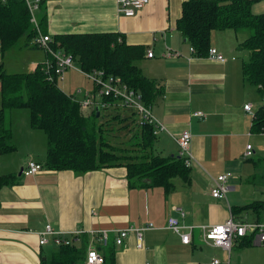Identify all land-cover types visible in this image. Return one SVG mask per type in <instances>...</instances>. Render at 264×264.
Returning <instances> with one entry per match:
<instances>
[{"label":"crops","instance_id":"1","mask_svg":"<svg viewBox=\"0 0 264 264\" xmlns=\"http://www.w3.org/2000/svg\"><path fill=\"white\" fill-rule=\"evenodd\" d=\"M183 1L149 0L134 16L128 17L119 11V0H43L37 17L39 20L45 14V31L51 36L116 32L127 44L144 46V55L136 64L145 76L155 81L158 94L150 107L166 127L156 134L153 151L160 154L165 142H174L176 154L162 156L177 157L178 146L173 136L187 130L194 160L188 167V180L173 177L169 192L160 186L129 187L124 166L83 174L42 167L26 176L21 170L29 160L15 161L14 154L23 153L22 157L38 163L43 161L32 159V151L27 155L20 151L35 149L38 137L28 117L20 115L23 129L17 133L11 131L10 136L14 148L0 153V174L13 176L12 183L0 187V264H39L46 247L58 244L50 235L47 244L39 245L46 224L60 237L83 244L86 253L90 247L103 257L113 252L114 264H209L212 257L226 260L227 251L205 243L200 226L222 223L230 214L240 220L264 222V209L232 212V208L253 201L264 202V166L261 165L264 159L254 148L257 141H264V133L251 131L253 116L243 108L251 103L254 114L258 92L244 83L242 62L230 54L242 40L232 29L212 30L210 46L226 60L219 62L208 55L197 56L176 28ZM253 3L252 11L264 14V0ZM217 32L224 35L218 36ZM214 36L217 41L212 44ZM220 37L226 41L221 43ZM24 46L0 51V64L6 72H14L6 69L7 53L19 58L22 65L17 64L18 71H31L47 58L39 48ZM166 47L178 51L180 56L165 57ZM148 51H152V57L147 56ZM73 70L84 75L78 69L67 71ZM20 109L23 108L12 109L10 121ZM197 110L203 111L204 117H194L192 112ZM159 135L163 142L157 140ZM247 144L251 145L252 155L246 159L243 152ZM226 171L232 173L226 183V196L214 198L210 193L212 178ZM176 207L186 211L181 223L192 226L188 244L166 228L168 217L178 216ZM148 222L153 223V228L143 232L141 247L131 232L122 245L115 243L119 230L142 227ZM102 231L107 235L105 243L99 240ZM229 259L231 264H264V241L254 243L252 239L251 244H246L243 238L235 239ZM107 263L105 259L103 264Z\"/></svg>","mask_w":264,"mask_h":264},{"label":"trees","instance_id":"2","mask_svg":"<svg viewBox=\"0 0 264 264\" xmlns=\"http://www.w3.org/2000/svg\"><path fill=\"white\" fill-rule=\"evenodd\" d=\"M254 1L256 0H185L181 5L176 28L187 39L197 56H207L212 30L248 29L249 35L238 45L247 51V59L241 65L242 80L245 84L254 86L263 98L264 14L252 11ZM39 23L46 33L45 14L40 16ZM34 33L30 14L23 0H0L2 53L13 48L21 38L26 40L25 46H22L37 48L31 44ZM51 37L52 47L71 54L75 65L82 72L102 70L107 76L119 78L129 88L138 91L146 105H150L158 94L155 81L145 76L136 64L144 55V46L127 44L116 32L58 34ZM42 64L43 62L38 63L31 71L13 73L6 72L0 64V153L14 148L8 141L11 130L6 127V114L12 109L24 108L28 110L30 126L45 135L46 154L40 163L44 168L72 170L76 174H83L110 166H124L129 187L160 186L167 192L173 188V177L188 180V167L179 155L166 157L153 151L156 135L153 134L151 125H137L140 135L131 145L139 153L128 156L130 159L124 162L118 160L115 153L109 151L110 145L103 136L104 130L99 119L110 114L113 119L122 122L128 120V117L122 115L123 112L134 113L117 106L116 108L123 109L101 114L102 109L94 107L85 114L80 103L58 86L57 77L48 76L41 68ZM96 89H93L91 95H98ZM83 98L85 95L81 99ZM108 99L113 100L110 96H100L101 101ZM252 116L251 131L264 133V102ZM12 177L0 174V187L12 183ZM262 209L264 202L253 201L232 208V212ZM252 238V234L243 237L246 244H251ZM69 240L68 243L61 241L57 245H51L42 252L39 264H85L87 253L84 245L75 244L72 238ZM105 257L104 262L107 259V264H114L113 252Z\"/></svg>","mask_w":264,"mask_h":264},{"label":"built area","instance_id":"3","mask_svg":"<svg viewBox=\"0 0 264 264\" xmlns=\"http://www.w3.org/2000/svg\"><path fill=\"white\" fill-rule=\"evenodd\" d=\"M28 12L30 14V22L34 28V36L31 39V43L37 48L44 51L47 58L43 61L41 68L48 73L50 78L63 77V73L67 69H78L81 71L74 62V58L71 54L64 52L61 49H54L51 45L52 37L48 33H44L40 26L37 12L39 11L42 0H23ZM149 0H119V11L123 15L131 17L141 9ZM191 51H194L190 47ZM152 51H148L147 56L152 57ZM211 59L219 62H224L226 60L225 56L220 53L217 49L210 47L207 54ZM164 56L168 58L179 57L180 53L173 50L170 47H166L164 51ZM82 72V71H81ZM86 78H88L92 84L93 89L97 88V94L95 95H85V98L79 100L81 109L94 107H99L102 110H107L110 108H116L117 106L125 107L131 110L135 115V122L139 126L151 125L153 128V134L156 135L161 131L166 130L165 125L160 122L153 114L150 105H146L142 96L138 91L129 88L126 84L122 83L119 78L113 76H107L102 70H94L91 73L82 72ZM78 92H80L78 90ZM100 96H110L113 100H100ZM74 98V97H72ZM75 99V98H74ZM264 102V96L262 98ZM243 108L250 112L252 115V105L251 103H246ZM192 115L194 117L202 118L204 117V112L201 110L193 111ZM177 146L178 155L182 158L184 165L189 167L194 160L191 150H190V133L185 130L177 136H173ZM252 155V148L250 144H247L244 152L243 158H249ZM42 169V165L36 161L29 160L26 165L22 168L21 173L28 176L37 173ZM232 177V173L226 171L212 178L213 186L210 189V193L214 198H224L228 190L227 181ZM175 212L178 216H169L166 222V228L180 236V240L184 244H188L191 239V228L192 226H185L181 223L180 218L186 215V211L182 207H176ZM153 228V223L148 222L142 227H129L121 229L117 232L115 236V243L117 245H122L124 238L129 232L134 233L136 239L138 240L137 246L141 247V239L143 232ZM203 241L210 245L220 247L227 251V259L221 260L218 257H212L209 264H231L229 259V253L233 241L235 239L243 238L247 234H252L254 242L264 241V222L257 221H246L235 218L232 214L222 223H216L211 225L200 226ZM79 231L76 232L78 234ZM54 236L55 242L59 243L61 241L68 243L70 240H62L57 231H55L50 224H46L43 231L40 233L39 245H45L49 242L48 236ZM107 235L105 231H102L99 236V240L106 242ZM104 262L103 256L98 253V251L90 247L87 250L85 264H102Z\"/></svg>","mask_w":264,"mask_h":264},{"label":"rangeland","instance_id":"4","mask_svg":"<svg viewBox=\"0 0 264 264\" xmlns=\"http://www.w3.org/2000/svg\"><path fill=\"white\" fill-rule=\"evenodd\" d=\"M252 4H254V3H252ZM234 31H236V36L238 38H240V41L244 40L249 35V30L246 28L237 29ZM217 33H220V34H218V36L224 35L223 32H217ZM219 40L221 43H224L226 41L222 37H220ZM215 41H217V39H215V36H214L211 39L212 44H214L213 42H215ZM22 43H23V38H21L18 41V43L15 45V47L20 48L22 46ZM210 47H212V46H210ZM230 54H231V56H234L240 64L243 60L247 59V51L245 49H241L240 47H238V45L234 46L233 51ZM13 56H14V54L7 53L5 66L8 67V68H6L8 71L13 70L14 72H16L20 68L17 64H19V65H22V64L19 61V58H17L16 56L14 58ZM58 84L65 92H67L68 95H71L72 97H74L76 101L81 100V97L83 95L87 96V94H88L90 96L92 94V91H93L92 82L88 78H86L84 75H82L79 72H76L74 70L73 71H65L63 74V79L62 80L59 79ZM251 87H254V86H251ZM78 90L80 92H78ZM95 96L99 97L98 95H95ZM259 96L260 95L258 93H256V98L254 100V102L256 103V105H254L256 109L260 107V105H261L260 103L262 101L261 100L262 97L260 96L261 97V99H260ZM0 104H1V96H0ZM90 110H91L90 108H87L83 112L85 114H87V113H89ZM11 111H14V110H10L6 114V127L8 126L11 131H16V133H17L23 129L22 123L20 122V120L22 119L20 117V115H23V117L27 118L28 117V110L24 109V108L18 110L16 112V114H13L11 116L12 120L10 121L9 120V113ZM122 115L128 117L127 118L128 120L121 122L119 120L113 119L112 116L110 114H108L106 117L104 116L101 119H99V122L102 123V129L104 130L103 136L105 137L106 141H108V143L110 145L109 151L115 153V156L118 157V160L124 162V161H126V159H130L128 156H133V155H136L139 153L137 148L133 147L131 145V143L135 139H137V137H139L140 130H139V127L137 126V123L135 122V115L134 114L128 113V112H123ZM23 126H24V123H23ZM34 132L37 133V136H38L37 137V145H35V149L25 150L22 148V149H20V151L26 152L25 155L29 154L32 151V153H31V155L33 156L32 159L43 161L45 158V154H46V145H45L46 144V138H45V135L42 131L34 129ZM157 140L159 142H163V140H160V135L157 136ZM8 141L13 145V140L11 139V137L9 138ZM26 141L22 142L21 144H25ZM159 145H160V143H159ZM169 145H170V147H169ZM161 147L162 148L159 150V153L161 155H171L172 153L176 154V145L174 142H171L170 144H167V142H165L164 146H161ZM254 148H255L256 152L258 153V155H259V152H260V154H262V157L264 159V141H257V143H255ZM155 149H156V144H155ZM261 151H262V153H261ZM154 152L156 153V150ZM14 155H15V158L13 160H15V161L23 160V162L26 163L28 160H30L29 157H22L23 153L14 154ZM254 158H256V157H254ZM261 165L264 166V160L261 161ZM50 247H51V245L46 247V250H48Z\"/></svg>","mask_w":264,"mask_h":264},{"label":"water","instance_id":"5","mask_svg":"<svg viewBox=\"0 0 264 264\" xmlns=\"http://www.w3.org/2000/svg\"><path fill=\"white\" fill-rule=\"evenodd\" d=\"M99 115V111H98V109L96 108V116H98Z\"/></svg>","mask_w":264,"mask_h":264},{"label":"bare ground","instance_id":"6","mask_svg":"<svg viewBox=\"0 0 264 264\" xmlns=\"http://www.w3.org/2000/svg\"><path fill=\"white\" fill-rule=\"evenodd\" d=\"M40 9H41V7H40ZM255 243V242H254Z\"/></svg>","mask_w":264,"mask_h":264}]
</instances>
